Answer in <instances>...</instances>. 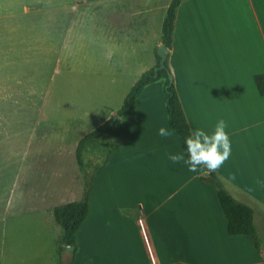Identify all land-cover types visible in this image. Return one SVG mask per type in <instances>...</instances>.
<instances>
[{
    "label": "crops",
    "instance_id": "1",
    "mask_svg": "<svg viewBox=\"0 0 264 264\" xmlns=\"http://www.w3.org/2000/svg\"><path fill=\"white\" fill-rule=\"evenodd\" d=\"M107 1L112 23L104 33L112 50L130 42L158 50L171 0L94 2ZM245 35L252 50H232L231 40ZM166 61L188 126L211 132L223 119L231 155L201 176L173 164L169 154L182 149L168 126L164 81L146 87L119 120V145L91 179L73 264H264L246 237L227 235L215 192L203 179L213 176L252 209L264 248V186L257 184L264 181V97L254 82L264 77V0H183ZM154 65L152 51L131 87ZM161 127L168 137L158 135Z\"/></svg>",
    "mask_w": 264,
    "mask_h": 264
},
{
    "label": "rangeland",
    "instance_id": "2",
    "mask_svg": "<svg viewBox=\"0 0 264 264\" xmlns=\"http://www.w3.org/2000/svg\"><path fill=\"white\" fill-rule=\"evenodd\" d=\"M94 1L0 0V264H73L53 210L86 196L115 141L89 144L82 170L75 148L116 115L156 51L112 50V7ZM251 39L230 48L252 50Z\"/></svg>",
    "mask_w": 264,
    "mask_h": 264
},
{
    "label": "trees",
    "instance_id": "3",
    "mask_svg": "<svg viewBox=\"0 0 264 264\" xmlns=\"http://www.w3.org/2000/svg\"><path fill=\"white\" fill-rule=\"evenodd\" d=\"M182 1L183 0H171L162 23L161 44L167 49L171 47L176 11ZM159 63L160 57L157 55L156 50L154 67L143 73L134 86L130 89L124 98L120 109L116 112L118 119L113 121V117L110 118L105 123L84 136L78 142L75 148V160L81 170L84 167L83 153L86 147L91 143H95L103 139H112L115 142L106 156L105 161H107L110 154L120 143L121 137L117 127L119 120L125 118L134 110L137 98L143 93L146 87L160 80L164 81L163 95L167 109L168 126L176 134L180 147L183 151V141L184 137L188 134L189 126L178 98L167 61L165 62V68L158 70L155 75L154 69L159 66ZM254 82L258 94L264 97V77L261 75H256L254 77ZM111 122H113L112 125ZM99 169L100 167L97 168V170ZM203 173L204 171L194 174L201 176ZM203 179L215 192L216 199L226 220L227 235L232 237H246L255 251L264 259V248L261 245L257 232L253 226L252 209L235 201L226 192V190L216 178L213 177L212 179ZM90 184L87 194L82 200L71 201L56 206L53 210L54 222L62 229L58 250L61 253V251H63V249L66 247H73V252L71 253L73 259L77 251V233L88 214L87 196L89 193Z\"/></svg>",
    "mask_w": 264,
    "mask_h": 264
},
{
    "label": "clouds",
    "instance_id": "4",
    "mask_svg": "<svg viewBox=\"0 0 264 264\" xmlns=\"http://www.w3.org/2000/svg\"><path fill=\"white\" fill-rule=\"evenodd\" d=\"M226 127L223 119L217 121L211 132L199 127H189L188 134L184 137L183 151L179 154H169V160L173 164L183 162L188 171L193 173L205 170L209 173L216 172L229 159L232 151ZM158 135L168 137L170 132L161 127L158 129ZM231 179L234 180L235 176ZM257 184L264 186V181L257 180Z\"/></svg>",
    "mask_w": 264,
    "mask_h": 264
},
{
    "label": "water",
    "instance_id": "5",
    "mask_svg": "<svg viewBox=\"0 0 264 264\" xmlns=\"http://www.w3.org/2000/svg\"><path fill=\"white\" fill-rule=\"evenodd\" d=\"M167 54H168V49L165 48L163 45H160L158 47V50H157V55L160 57V63H159V66L154 69L155 75L158 72V70L165 68V62L167 60ZM117 119H118V116L114 115L113 121H115ZM112 124H113V122H111V125ZM66 250L72 252L73 251V247H66Z\"/></svg>",
    "mask_w": 264,
    "mask_h": 264
},
{
    "label": "built area",
    "instance_id": "6",
    "mask_svg": "<svg viewBox=\"0 0 264 264\" xmlns=\"http://www.w3.org/2000/svg\"><path fill=\"white\" fill-rule=\"evenodd\" d=\"M153 261V260H152ZM153 263V262H152Z\"/></svg>",
    "mask_w": 264,
    "mask_h": 264
}]
</instances>
